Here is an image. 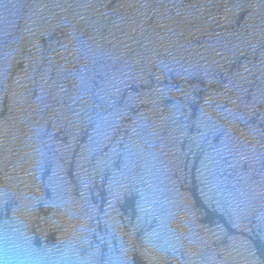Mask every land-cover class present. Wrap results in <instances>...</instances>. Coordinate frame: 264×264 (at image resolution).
Wrapping results in <instances>:
<instances>
[{
  "label": "water",
  "instance_id": "water-1",
  "mask_svg": "<svg viewBox=\"0 0 264 264\" xmlns=\"http://www.w3.org/2000/svg\"><path fill=\"white\" fill-rule=\"evenodd\" d=\"M0 264H264V0H0Z\"/></svg>",
  "mask_w": 264,
  "mask_h": 264
}]
</instances>
